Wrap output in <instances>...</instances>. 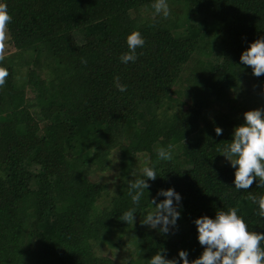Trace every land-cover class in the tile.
I'll list each match as a JSON object with an SVG mask.
<instances>
[{
  "label": "trees",
  "instance_id": "16d2710c",
  "mask_svg": "<svg viewBox=\"0 0 264 264\" xmlns=\"http://www.w3.org/2000/svg\"><path fill=\"white\" fill-rule=\"evenodd\" d=\"M5 3L15 52L0 56V264H122L99 249L125 240L128 264H147L161 248L191 261L203 250L192 221L230 207L264 233L220 155L241 109L264 98V74L239 62L264 37V0H168L177 6L169 18L154 16L151 0ZM133 30L144 45L122 64ZM162 147L170 160L157 158ZM149 165L158 176L126 224L128 181ZM169 187L181 196L180 218L165 235L141 223ZM247 191L264 187L254 180Z\"/></svg>",
  "mask_w": 264,
  "mask_h": 264
},
{
  "label": "clouds",
  "instance_id": "9594fccd",
  "mask_svg": "<svg viewBox=\"0 0 264 264\" xmlns=\"http://www.w3.org/2000/svg\"><path fill=\"white\" fill-rule=\"evenodd\" d=\"M151 9L154 16L167 17L170 9L168 0H151ZM11 16L8 12L5 0H0V49L4 47L6 25ZM127 51L119 56L122 64L134 63L137 59V48H142L144 38L138 30H133L125 37ZM82 63L85 62L83 59ZM239 62L251 69L253 76L264 74V37L248 43L247 47L239 55ZM7 76L5 68L0 67V86ZM114 86L120 92L127 89L126 84L120 83L118 76L113 78ZM243 123L235 126L231 132L230 142L220 150L229 166L233 169L232 189L237 192L245 191V199L254 205L255 215L264 222V193L259 195L247 191L256 181L257 188L264 187V109L256 108L242 113ZM216 135H220L222 129L214 128ZM160 160H170L171 153L165 148H159L156 152ZM140 176L128 181L127 196L132 207L120 214L119 220L131 222L137 212V206L148 189V181L157 178L156 169L153 166H145L140 170ZM114 175L109 182L115 183ZM157 197H163L157 202ZM181 196L173 188L160 189L156 196L148 201L151 208L143 216L142 225L157 230L161 234H168L171 228H175L176 221L180 218ZM154 205V206H153ZM196 240L203 250L200 255L189 261L186 250H178L173 259L166 258V249H159L147 261V264H264V233L249 229L244 218L238 214L236 207H230L226 211L218 209L214 217L202 215L195 218ZM128 264V260L124 261Z\"/></svg>",
  "mask_w": 264,
  "mask_h": 264
},
{
  "label": "rangeland",
  "instance_id": "374dc122",
  "mask_svg": "<svg viewBox=\"0 0 264 264\" xmlns=\"http://www.w3.org/2000/svg\"><path fill=\"white\" fill-rule=\"evenodd\" d=\"M168 5H169L170 12H169V15L167 17L169 18V17H172V12L176 13L177 6L169 4V3H168ZM147 15H148V12H145L143 17H146ZM173 16H174V14H173ZM198 17H199V19L202 18L200 16H198ZM179 30H182V28H180ZM215 36H219V40H220L221 35L219 33H217ZM3 45H4V47L2 49H0V56H4V55L11 54V53L15 52L14 48L9 43L8 35H7L6 30H5V38L3 40ZM219 49L220 48H218V52H219ZM208 52H209L211 58H214V56H215L214 54H216L217 48L211 47V50H208ZM194 62L195 61L193 60L191 62V64H189V65H192V63H194ZM250 103H252V102L250 101ZM226 108H227V106H226ZM256 108L264 109V98L262 99V101L258 102V104H254V105H251L250 107H248L249 110L256 109ZM245 109L246 108H242L241 109V111L239 113V117L240 118H242V113L246 111ZM126 243H127V241L125 240L121 244L122 247L120 249H118V248H109L108 246L107 247H100L99 254L102 255V256L109 257L112 260H114L115 262L124 264V261H126L127 260L126 258H128L127 255L125 256V254H124L125 251L128 252V253H131L133 251V246L131 244L127 245ZM128 263H130V262H128Z\"/></svg>",
  "mask_w": 264,
  "mask_h": 264
}]
</instances>
